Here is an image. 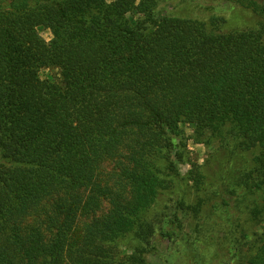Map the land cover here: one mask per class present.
I'll return each instance as SVG.
<instances>
[{
    "label": "trees",
    "instance_id": "obj_1",
    "mask_svg": "<svg viewBox=\"0 0 264 264\" xmlns=\"http://www.w3.org/2000/svg\"><path fill=\"white\" fill-rule=\"evenodd\" d=\"M107 1L0 0V264H116L130 235L168 256L184 202L156 206L180 177L182 126L216 156L253 150L198 218L230 222L251 199L260 233L219 250L264 264V0H223L258 20L209 29L178 4Z\"/></svg>",
    "mask_w": 264,
    "mask_h": 264
},
{
    "label": "rangeland",
    "instance_id": "obj_2",
    "mask_svg": "<svg viewBox=\"0 0 264 264\" xmlns=\"http://www.w3.org/2000/svg\"><path fill=\"white\" fill-rule=\"evenodd\" d=\"M159 1L163 4L172 3L173 6L178 4L177 12L190 13L201 29L216 27L218 19L214 16L223 17L228 27L236 28L255 25L258 20L246 9L234 6V9L230 10L223 0H189L190 2L186 5L182 0ZM198 12L202 15L198 16ZM38 32L47 44H52L53 39L48 31L39 29ZM48 74L56 77L57 71L42 70L40 77L44 79ZM181 128L185 136L182 161L175 164L180 177L175 179L170 187V193L161 196L156 210L159 214L164 208L170 209L175 207L176 203L183 201L184 206L179 211L183 222L182 231L168 250L164 249V243L159 245L160 252L168 253V256L163 257L156 253H148L136 242L134 236L130 235L116 248V264H185L186 258L181 256L180 259L183 253L191 260L199 255L209 262L207 264H225L226 251L219 249H226L233 238L239 240L238 244L245 248L246 240L250 239L252 234L260 233L259 227L250 221L249 215H246L251 199L246 201L242 210H239L238 218L230 222L201 227L202 218L200 220L198 218L201 211L204 212V204H207L209 198H213L212 203L218 205L219 197H213L215 192L220 191L221 194L226 195L224 193L227 190L226 181L234 175L236 168L246 166L244 168L246 169L252 166L255 157L253 150L242 151L238 156L230 152L216 156L211 149L200 143L201 141L195 140L191 128L186 126ZM103 208L106 206L103 205ZM196 210H199V213ZM194 241L197 243L194 248H191L190 244ZM139 260L144 262H137Z\"/></svg>",
    "mask_w": 264,
    "mask_h": 264
}]
</instances>
